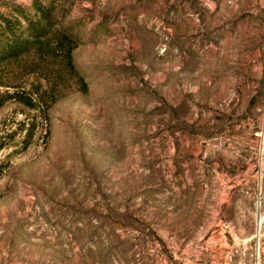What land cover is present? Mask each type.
<instances>
[{"label":"rangeland","instance_id":"obj_1","mask_svg":"<svg viewBox=\"0 0 264 264\" xmlns=\"http://www.w3.org/2000/svg\"><path fill=\"white\" fill-rule=\"evenodd\" d=\"M0 264H264V0H0Z\"/></svg>","mask_w":264,"mask_h":264},{"label":"trees","instance_id":"obj_2","mask_svg":"<svg viewBox=\"0 0 264 264\" xmlns=\"http://www.w3.org/2000/svg\"><path fill=\"white\" fill-rule=\"evenodd\" d=\"M51 8L48 7L47 9H41L40 12H38V19H28V28L25 29L26 33L29 35L27 39H23L21 41H16L17 37L19 35L14 31V29L11 30L10 39H13L9 42V44L6 47L5 55H15L17 51H29L32 48H35L36 51L38 49L41 50L42 46H39V43L41 42L42 36H47L48 32L52 29L54 26V22L52 18L50 17ZM18 39V38H17ZM61 39L64 44L68 43L69 40H71V37L68 33L64 32L61 34ZM65 51V54L70 56L71 52V46L67 45L63 48ZM68 62H71L70 57L68 58Z\"/></svg>","mask_w":264,"mask_h":264}]
</instances>
